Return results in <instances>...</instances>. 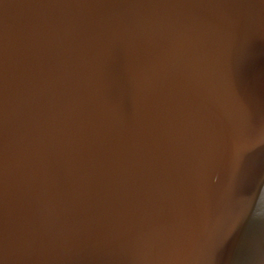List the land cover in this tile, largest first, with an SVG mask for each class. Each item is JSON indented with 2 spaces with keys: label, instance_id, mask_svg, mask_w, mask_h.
<instances>
[{
  "label": "water",
  "instance_id": "obj_1",
  "mask_svg": "<svg viewBox=\"0 0 264 264\" xmlns=\"http://www.w3.org/2000/svg\"><path fill=\"white\" fill-rule=\"evenodd\" d=\"M0 264H264V0H0Z\"/></svg>",
  "mask_w": 264,
  "mask_h": 264
}]
</instances>
